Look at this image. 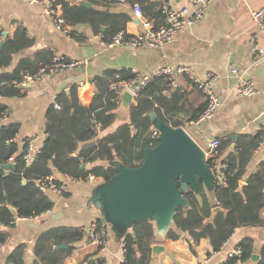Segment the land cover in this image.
<instances>
[{"label": "crops", "instance_id": "obj_1", "mask_svg": "<svg viewBox=\"0 0 264 264\" xmlns=\"http://www.w3.org/2000/svg\"><path fill=\"white\" fill-rule=\"evenodd\" d=\"M79 1L83 6L93 7L107 14L108 21L98 30L90 24L79 23L68 25L67 31H63L53 26L44 6L39 3L31 4L29 0H0V51L6 41L15 37L19 29L24 31L31 41L28 47L14 54L12 63L0 69V72H13L22 60L32 61L34 66H42L55 56L86 62L80 67L28 82L25 87L19 86L23 92L21 96L0 97V102L7 107V117L0 122V126L18 124L19 130L15 141L20 151H25L26 142L33 138L37 139L34 142L35 149L42 151L47 137L45 125L48 111L51 106L57 108L59 95L61 96L63 92L70 93L72 87L75 89L79 104L89 107L100 95L96 81L107 71H125L131 75H134L135 71L150 74L164 67L177 69L181 66L191 68L200 78H204L208 73L215 75L214 90L222 102L217 115L202 124L193 125L187 122L184 126L193 140L205 151L206 160L213 158L210 148L213 140H219L220 146L223 142L222 150L214 155V158L224 165L227 164L231 153L236 154L237 150L250 149L252 141L256 143V136L264 132V53L256 50L264 49V29L254 22L252 12L264 7V0H208L203 17L182 28L173 42L161 49L107 47L102 44V40L112 36L118 28L129 34H137L144 30L143 20L134 13L135 5L145 8L149 3L161 4L160 25L164 21V7L188 8L187 16L192 17L200 5L193 3L192 0H148V3L147 0L124 2L110 0L103 5H95L89 0ZM83 1L89 2V5H84ZM59 6L63 13L61 5ZM143 14L144 18L154 23L144 11ZM119 75L116 73L115 78ZM246 77L257 87L258 92L253 96H240L237 93L238 85L242 78ZM174 88H178L187 107L207 104L205 95L187 74H175ZM165 94L168 95L169 92ZM118 98L117 120L111 127L102 131L100 133L102 135L130 123V111L136 103H131L130 108L125 110L121 106L120 96ZM100 129L101 127L96 130L97 133L101 131ZM145 138L141 145L142 149L152 145L149 136L147 140ZM83 146L84 143L80 148ZM11 162L15 165L13 159L8 163ZM97 163L117 164L115 161ZM263 163L264 147L260 148L259 143L258 147L251 149L240 185L245 186L248 177L261 168ZM84 166L87 168L91 165ZM11 170L13 169L9 172ZM24 180L25 184L27 181ZM67 183L69 191L63 195L42 188L54 202L49 215L39 219L15 220L0 227V231L8 235L5 243L0 246V264H10L9 257L19 246H24V263L36 264L38 259L35 249L39 238L45 232L58 227H76L85 229L87 234V229L95 221L105 222L107 225V247L101 251L98 246L89 242L86 235V239L72 245L74 248L67 255L64 264H83L86 256L93 260L102 259L104 264H121L124 261V238L127 233H133V229L126 224L123 217L114 212L111 200L113 184H108L97 177L82 182L69 180ZM205 189L215 205L214 208L221 207L216 205L214 184L205 182ZM220 211H223V208ZM152 217L153 244H162L168 251L159 257L157 263L151 258V264H199L213 253L208 238L200 239L194 246V251L191 248L192 240L187 233H182L176 240L167 238V232L174 227V221ZM247 238L252 240L253 254H258L260 260L264 246V225L241 226L235 229L221 250L215 253L207 264L225 263L230 254L239 248L240 242ZM61 245L66 247H59ZM61 245H54L55 249L68 247L67 244ZM259 260L253 261L251 257L250 264H257Z\"/></svg>", "mask_w": 264, "mask_h": 264}, {"label": "trees", "instance_id": "obj_2", "mask_svg": "<svg viewBox=\"0 0 264 264\" xmlns=\"http://www.w3.org/2000/svg\"><path fill=\"white\" fill-rule=\"evenodd\" d=\"M54 1L61 5L67 26L86 23L98 30L109 19L107 14L93 7L83 6L79 0L75 3L74 0ZM89 1L95 5H103L110 0ZM142 9L145 15L154 20L156 26L160 25L161 4L149 3ZM121 30L122 28H118L112 36L105 37V40H111ZM30 43L25 32L19 29L15 37L6 41L0 51V69L8 67L12 63L13 55L20 53ZM42 66H34L32 61L22 60L13 72H0V97L23 95L19 83L26 74H34ZM116 73L121 76L115 78ZM133 77L134 75L125 71H107L103 77L97 79L96 86L100 95L89 107L79 104L74 87L70 93L63 92L59 95L57 102L61 108L51 106L49 109L45 125L47 137L42 151L29 164L24 161V151L19 150L15 141L18 124L0 126V227L11 224L16 217H35L53 209L54 202L37 183L39 177L55 175L58 171L72 180H87L90 175H94L109 182L119 174V165L129 169L144 165L146 153L141 145L153 123L151 112L171 127L180 128L187 122L196 120L206 107V104L187 107L178 88H174L169 78L162 76L153 80L139 94L130 111V123L119 126L109 134H100L117 120L119 98L111 89L112 82L130 80ZM165 92L169 94L166 95ZM6 111V105L0 102V122L2 113ZM97 123L101 127L99 133L96 131ZM260 136L261 133L256 136V143L252 141L250 149L237 150L236 154L231 153L227 162L225 161L227 185H215L216 205L221 206L223 211L213 213L215 205L206 192L203 178L198 175L197 189L190 187L184 194L186 204L179 205L174 211V227L168 230L167 238L176 240L182 233H187L192 240L193 251L200 239L208 238L212 252L215 253L221 250L238 227L264 225V163L248 177L245 186L240 185L251 149L259 146ZM82 143L84 146L80 148ZM221 143L217 153L222 150L223 142ZM158 144L159 140H156L148 146L155 148ZM11 159L15 161V169L6 173L1 165ZM214 159L207 161L210 166ZM98 161H115L117 164L103 165L97 163ZM84 164L91 166L83 168ZM24 179L27 181L25 184ZM131 227L133 233H127L124 238L125 258L121 264H151V246L154 241L151 219H137ZM86 235L85 229L76 227H58L45 232L39 238L35 249L38 259L36 264H64L67 255L74 248L72 245L86 239ZM7 238V233L0 231V246ZM61 244H67L68 247L56 250L54 245ZM239 248L242 255L229 256L223 264H250L253 255L252 240H242ZM24 253V246L17 247L9 257L10 264H25ZM260 255L261 259L257 264H264V246ZM82 263L104 264V260H93L86 256Z\"/></svg>", "mask_w": 264, "mask_h": 264}, {"label": "built area", "instance_id": "obj_3", "mask_svg": "<svg viewBox=\"0 0 264 264\" xmlns=\"http://www.w3.org/2000/svg\"><path fill=\"white\" fill-rule=\"evenodd\" d=\"M119 2H124L125 0H117ZM193 3L200 5L199 9L196 11L195 15L188 17V8L182 9H171L164 7V21L163 24L156 27L154 23L147 18H144L143 10L140 5H135L134 13L136 16L143 20L144 30L137 34H129L125 30H121L115 34L111 40H102V44L107 47H117L124 46L129 48H141L148 47L154 49H161L165 45L173 42L177 33L187 25H191L196 22L198 19L202 18L206 12V2L208 0H192ZM31 4L39 3L44 6L45 12L50 17L53 26L58 30L67 31L66 20L63 17L60 6L55 3L54 0H29ZM252 17L254 22L262 29H264V7L260 9L253 10ZM260 53H264V49H256ZM86 62L84 60H66L62 56H55L49 63L43 65L36 73L26 74L24 80L19 83V86L25 87L28 82L44 79L45 77L63 72L65 70L73 69L84 65ZM237 72V70H233ZM182 73L187 74L197 88L205 95L206 97V107L199 115V117L192 121L191 124L199 125L203 122L212 120L218 113L219 109L222 106L221 99L219 95L214 90V81L215 75L213 73H208L204 78L198 77L191 68L187 66H181L177 69L172 67H164L150 74H140L139 72H134V77L130 80L123 81H113L111 84V89L120 96L124 90L130 91L136 98L145 89L153 80L165 76L171 80V84L175 83V74ZM257 87L255 83L249 78H242L240 84L237 87V93L240 96H253L257 93ZM57 109H60V104L56 105ZM7 117V112L2 113V120ZM96 128H100V124H96ZM161 133L156 125L150 127V144H153L156 140H159ZM37 139L33 138L26 142V148L23 153V159L26 163H31L36 160L40 153L41 149H35L34 142ZM220 146L219 140H213L210 144L211 153L213 155L217 154V150ZM264 147V132L260 136V148ZM213 171L216 185L225 186L227 185L226 179V165L220 164L218 159H214L212 165L210 166ZM94 175H90L87 180L94 179ZM218 179V181H217ZM72 180L67 176L65 182H60L55 175H46L41 176L37 179V183L58 194H65L69 191V186L67 181ZM76 181H85L83 179H78ZM51 213V210H48L44 213H41L35 217H16L15 220H32L39 219L41 217L47 216ZM13 220V221H15ZM87 238L92 245H96L102 251L107 247L108 244V233L107 225L105 222H93L89 229H87ZM217 253V252H215ZM212 253L207 258L202 260L199 264H207V262L215 255ZM241 256L242 250L237 248L234 250L230 256Z\"/></svg>", "mask_w": 264, "mask_h": 264}, {"label": "water", "instance_id": "obj_4", "mask_svg": "<svg viewBox=\"0 0 264 264\" xmlns=\"http://www.w3.org/2000/svg\"><path fill=\"white\" fill-rule=\"evenodd\" d=\"M82 3L89 5L87 1ZM120 100L121 106L128 110L131 103H136L137 98L130 91L124 90ZM150 117L160 130L159 144L155 148L149 146L144 148L146 161L142 167L129 169L119 165V174L106 182L114 186L111 196L114 212L123 217L126 224L130 226L137 219H151L152 216L159 220L173 221L176 208L186 204L184 194L190 187L197 189L198 175L204 182L216 185L205 151L185 128H173L153 112L150 113ZM2 167L7 172L15 169L12 162L2 164ZM55 176L60 182H65L67 178L65 174L58 171L55 172ZM221 209V207H215L213 213ZM59 247L65 248L66 245ZM151 249V258L154 263H157L159 257L168 251L162 244H153ZM259 258L258 254L252 255L253 261Z\"/></svg>", "mask_w": 264, "mask_h": 264}]
</instances>
